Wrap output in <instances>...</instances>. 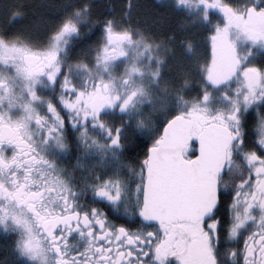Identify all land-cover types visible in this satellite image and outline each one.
<instances>
[{
    "label": "snow or ice",
    "instance_id": "snow-or-ice-1",
    "mask_svg": "<svg viewBox=\"0 0 264 264\" xmlns=\"http://www.w3.org/2000/svg\"><path fill=\"white\" fill-rule=\"evenodd\" d=\"M0 264H264V0H0Z\"/></svg>",
    "mask_w": 264,
    "mask_h": 264
}]
</instances>
